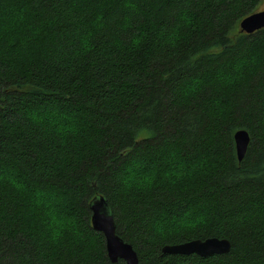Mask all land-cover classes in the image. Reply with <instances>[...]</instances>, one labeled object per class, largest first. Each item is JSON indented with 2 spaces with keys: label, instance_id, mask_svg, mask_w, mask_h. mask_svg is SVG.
Segmentation results:
<instances>
[{
  "label": "trees",
  "instance_id": "trees-1",
  "mask_svg": "<svg viewBox=\"0 0 264 264\" xmlns=\"http://www.w3.org/2000/svg\"><path fill=\"white\" fill-rule=\"evenodd\" d=\"M263 5L0 0V264H126L96 196L140 264H264ZM208 237L230 252L162 250Z\"/></svg>",
  "mask_w": 264,
  "mask_h": 264
},
{
  "label": "water",
  "instance_id": "water-1",
  "mask_svg": "<svg viewBox=\"0 0 264 264\" xmlns=\"http://www.w3.org/2000/svg\"><path fill=\"white\" fill-rule=\"evenodd\" d=\"M241 31L254 33L264 28V10L256 11L240 21ZM236 151L240 161L246 156L251 136L245 129H239L235 135ZM91 222L95 230L102 232L106 238L108 256L113 262L123 259L126 264H140L139 256L131 242L125 241L118 233L113 210L104 196H96L89 202ZM164 253L197 254L209 257L215 254H227L231 250L228 238L208 237L192 239L178 244H167Z\"/></svg>",
  "mask_w": 264,
  "mask_h": 264
},
{
  "label": "rangeland",
  "instance_id": "rangeland-1",
  "mask_svg": "<svg viewBox=\"0 0 264 264\" xmlns=\"http://www.w3.org/2000/svg\"><path fill=\"white\" fill-rule=\"evenodd\" d=\"M261 10H264V5H263V8Z\"/></svg>",
  "mask_w": 264,
  "mask_h": 264
},
{
  "label": "bare ground",
  "instance_id": "bare-ground-1",
  "mask_svg": "<svg viewBox=\"0 0 264 264\" xmlns=\"http://www.w3.org/2000/svg\"><path fill=\"white\" fill-rule=\"evenodd\" d=\"M121 259V258H120Z\"/></svg>",
  "mask_w": 264,
  "mask_h": 264
}]
</instances>
